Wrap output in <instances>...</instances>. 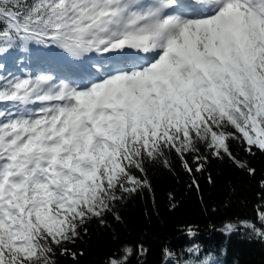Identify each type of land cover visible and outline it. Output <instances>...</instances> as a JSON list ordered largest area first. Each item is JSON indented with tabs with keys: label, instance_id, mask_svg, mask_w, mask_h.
Returning a JSON list of instances; mask_svg holds the SVG:
<instances>
[{
	"label": "snow or ice",
	"instance_id": "snow-or-ice-1",
	"mask_svg": "<svg viewBox=\"0 0 264 264\" xmlns=\"http://www.w3.org/2000/svg\"><path fill=\"white\" fill-rule=\"evenodd\" d=\"M29 45L90 62L72 82L0 75V264L75 261L90 221L151 191L146 163L174 155L197 190L211 158L255 175L232 142L264 153V0H0V68Z\"/></svg>",
	"mask_w": 264,
	"mask_h": 264
},
{
	"label": "trees",
	"instance_id": "trees-1",
	"mask_svg": "<svg viewBox=\"0 0 264 264\" xmlns=\"http://www.w3.org/2000/svg\"><path fill=\"white\" fill-rule=\"evenodd\" d=\"M232 150L255 168V175L227 159L211 158L206 171L196 174L199 190L190 186V176L174 155H169L171 172L159 163H146L151 191L145 189L120 202L116 207L120 221L112 214L105 217L108 226L90 221L87 234L69 245L83 255L75 261L71 256L58 257L59 264H108L125 246L144 250L130 264H168L169 256L173 264H193L197 256L212 264H264V240L245 227V222L262 227L257 214L264 206L260 187L264 153L248 155L236 142H232ZM208 175L213 178L211 183ZM229 223L235 225L231 233L225 231ZM189 228L194 234H189Z\"/></svg>",
	"mask_w": 264,
	"mask_h": 264
},
{
	"label": "rangeland",
	"instance_id": "rangeland-1",
	"mask_svg": "<svg viewBox=\"0 0 264 264\" xmlns=\"http://www.w3.org/2000/svg\"><path fill=\"white\" fill-rule=\"evenodd\" d=\"M52 49H55L57 52H55L58 55H61V57L66 54L61 49H57L54 46H44V45H29L27 51H24L23 56L20 60V63H30L31 61H34V63H38L41 65L40 60L45 59L46 63H48V59H50L51 64L55 65L56 63L55 59L50 58V54L53 55ZM49 51V52H48ZM36 55L35 57H32ZM21 68V66H19ZM3 69V68H2Z\"/></svg>",
	"mask_w": 264,
	"mask_h": 264
},
{
	"label": "bare ground",
	"instance_id": "bare-ground-1",
	"mask_svg": "<svg viewBox=\"0 0 264 264\" xmlns=\"http://www.w3.org/2000/svg\"><path fill=\"white\" fill-rule=\"evenodd\" d=\"M67 58H69V59H70V61L73 59V57H72V58H70V57H67ZM70 61H69V62H70ZM76 74H79V72H78V73H76Z\"/></svg>",
	"mask_w": 264,
	"mask_h": 264
}]
</instances>
